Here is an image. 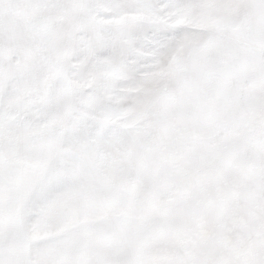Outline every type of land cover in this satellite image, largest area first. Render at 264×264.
Wrapping results in <instances>:
<instances>
[{
  "label": "snow or ice",
  "instance_id": "1",
  "mask_svg": "<svg viewBox=\"0 0 264 264\" xmlns=\"http://www.w3.org/2000/svg\"><path fill=\"white\" fill-rule=\"evenodd\" d=\"M0 264H264V0H0Z\"/></svg>",
  "mask_w": 264,
  "mask_h": 264
}]
</instances>
